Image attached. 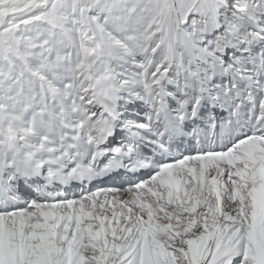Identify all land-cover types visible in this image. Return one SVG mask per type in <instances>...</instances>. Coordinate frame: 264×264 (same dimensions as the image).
<instances>
[{
	"label": "snow or ice",
	"instance_id": "6c2138e0",
	"mask_svg": "<svg viewBox=\"0 0 264 264\" xmlns=\"http://www.w3.org/2000/svg\"><path fill=\"white\" fill-rule=\"evenodd\" d=\"M0 264H264V0H0Z\"/></svg>",
	"mask_w": 264,
	"mask_h": 264
}]
</instances>
